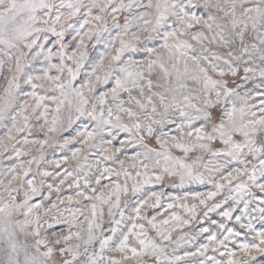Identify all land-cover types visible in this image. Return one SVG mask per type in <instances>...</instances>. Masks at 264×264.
<instances>
[{
  "label": "snow or ice",
  "instance_id": "obj_1",
  "mask_svg": "<svg viewBox=\"0 0 264 264\" xmlns=\"http://www.w3.org/2000/svg\"><path fill=\"white\" fill-rule=\"evenodd\" d=\"M0 264H264V0H0Z\"/></svg>",
  "mask_w": 264,
  "mask_h": 264
},
{
  "label": "rangeland",
  "instance_id": "obj_2",
  "mask_svg": "<svg viewBox=\"0 0 264 264\" xmlns=\"http://www.w3.org/2000/svg\"><path fill=\"white\" fill-rule=\"evenodd\" d=\"M46 155H47L49 158H51V157H52V149H48L47 152H46ZM9 163H11V162H10V161H7V160L4 161V164H5V165H7V164H9ZM45 167H47V165H45ZM258 226H259V225H258Z\"/></svg>",
  "mask_w": 264,
  "mask_h": 264
}]
</instances>
